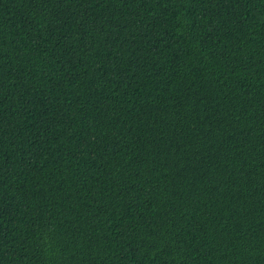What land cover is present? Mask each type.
<instances>
[{
    "label": "trees",
    "instance_id": "obj_1",
    "mask_svg": "<svg viewBox=\"0 0 264 264\" xmlns=\"http://www.w3.org/2000/svg\"><path fill=\"white\" fill-rule=\"evenodd\" d=\"M0 264H264V0H0Z\"/></svg>",
    "mask_w": 264,
    "mask_h": 264
}]
</instances>
